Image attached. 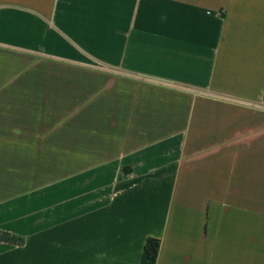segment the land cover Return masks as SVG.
<instances>
[{"label":"crops","instance_id":"0c3cea01","mask_svg":"<svg viewBox=\"0 0 264 264\" xmlns=\"http://www.w3.org/2000/svg\"><path fill=\"white\" fill-rule=\"evenodd\" d=\"M0 231V264H264V0H0Z\"/></svg>","mask_w":264,"mask_h":264},{"label":"trees","instance_id":"16d2710c","mask_svg":"<svg viewBox=\"0 0 264 264\" xmlns=\"http://www.w3.org/2000/svg\"><path fill=\"white\" fill-rule=\"evenodd\" d=\"M0 241L10 243L13 245H21L24 242L23 237H19L13 234H10L8 232L0 231ZM160 247V241L153 238H148L146 240L144 250H143V256H142V262L143 264H155L157 255L159 252Z\"/></svg>","mask_w":264,"mask_h":264},{"label":"rangeland","instance_id":"374dc122","mask_svg":"<svg viewBox=\"0 0 264 264\" xmlns=\"http://www.w3.org/2000/svg\"><path fill=\"white\" fill-rule=\"evenodd\" d=\"M1 125H3V124H1Z\"/></svg>","mask_w":264,"mask_h":264}]
</instances>
